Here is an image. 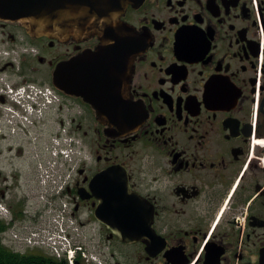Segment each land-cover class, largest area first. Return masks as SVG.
Returning <instances> with one entry per match:
<instances>
[{
    "label": "flooded vegetation",
    "instance_id": "1",
    "mask_svg": "<svg viewBox=\"0 0 264 264\" xmlns=\"http://www.w3.org/2000/svg\"><path fill=\"white\" fill-rule=\"evenodd\" d=\"M114 24L95 61L98 34L31 37L0 20V246L70 264L29 245L57 205L40 195L39 163L58 125L81 146L64 193L72 264H264V0H141ZM21 86L50 87L54 102L18 105L7 91ZM120 174L136 199L110 228L95 210H112Z\"/></svg>",
    "mask_w": 264,
    "mask_h": 264
},
{
    "label": "water",
    "instance_id": "2",
    "mask_svg": "<svg viewBox=\"0 0 264 264\" xmlns=\"http://www.w3.org/2000/svg\"><path fill=\"white\" fill-rule=\"evenodd\" d=\"M141 0H0V20L16 22L22 26L26 33L32 37H48L64 40L70 35L81 38L87 34H98L101 38L100 45L94 51H88L87 60L100 61L108 52V46L113 51V40H105V37L112 36V26L114 19L119 18V13L124 10L128 4H136ZM114 25H118L115 23ZM66 71V62L61 61L56 65L54 75L57 80L56 86L65 90L64 76ZM122 91L124 96L126 89ZM84 99L98 108L100 100L96 99L92 92H77ZM98 95V94H96ZM106 172V171H105ZM105 172L100 173L96 181L100 184L105 179ZM103 185V184H102ZM116 194L112 198V210L109 213H103V209L110 206L111 203L104 202L97 206L95 216L113 228L114 218L123 220V214L130 213L124 207L135 202L129 198L126 192V180L120 174L119 184H114ZM131 211L132 208L130 207ZM143 232H131V236L120 233L119 236L124 241L128 239H137Z\"/></svg>",
    "mask_w": 264,
    "mask_h": 264
},
{
    "label": "built area",
    "instance_id": "3",
    "mask_svg": "<svg viewBox=\"0 0 264 264\" xmlns=\"http://www.w3.org/2000/svg\"><path fill=\"white\" fill-rule=\"evenodd\" d=\"M10 96H12V98L16 101H19L20 97L26 96L29 100L34 101L35 103H40V106L41 104L46 105L51 101L52 93L48 88L33 87L25 89L24 87H20L15 92L10 91ZM53 142L56 147L51 150V153L55 158L59 157V159L57 160L53 158L52 160H48L46 164L41 166V171L43 181L52 180V182L57 185L60 180H63L61 169H63L64 163L72 159L76 149L73 147L70 139L66 137L63 139L54 138ZM58 144L62 145L61 149L57 148ZM69 252L71 254L72 250Z\"/></svg>",
    "mask_w": 264,
    "mask_h": 264
},
{
    "label": "trees",
    "instance_id": "4",
    "mask_svg": "<svg viewBox=\"0 0 264 264\" xmlns=\"http://www.w3.org/2000/svg\"><path fill=\"white\" fill-rule=\"evenodd\" d=\"M43 259L44 258H42L41 256L19 257L18 254L6 249L3 246H0V264H41ZM55 261L58 262V264L62 263L61 259L55 258Z\"/></svg>",
    "mask_w": 264,
    "mask_h": 264
},
{
    "label": "rangeland",
    "instance_id": "5",
    "mask_svg": "<svg viewBox=\"0 0 264 264\" xmlns=\"http://www.w3.org/2000/svg\"><path fill=\"white\" fill-rule=\"evenodd\" d=\"M56 127H57V126H55V128H56ZM19 164H23V163H22V162H19ZM25 169H26V168H25ZM25 169H24V170H25ZM23 190L25 191V188H24Z\"/></svg>",
    "mask_w": 264,
    "mask_h": 264
}]
</instances>
